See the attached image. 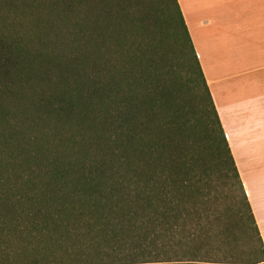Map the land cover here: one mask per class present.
<instances>
[{
  "label": "trees",
  "instance_id": "trees-1",
  "mask_svg": "<svg viewBox=\"0 0 264 264\" xmlns=\"http://www.w3.org/2000/svg\"><path fill=\"white\" fill-rule=\"evenodd\" d=\"M0 264H264L177 0H0Z\"/></svg>",
  "mask_w": 264,
  "mask_h": 264
},
{
  "label": "crops",
  "instance_id": "crops-1",
  "mask_svg": "<svg viewBox=\"0 0 264 264\" xmlns=\"http://www.w3.org/2000/svg\"><path fill=\"white\" fill-rule=\"evenodd\" d=\"M264 243V0H177Z\"/></svg>",
  "mask_w": 264,
  "mask_h": 264
},
{
  "label": "rangeland",
  "instance_id": "rangeland-1",
  "mask_svg": "<svg viewBox=\"0 0 264 264\" xmlns=\"http://www.w3.org/2000/svg\"><path fill=\"white\" fill-rule=\"evenodd\" d=\"M225 194L226 195L228 194L227 195L228 196L227 200H228V202H230L231 201V197L233 196L232 193L230 192V195H229L228 191L226 190ZM240 246L242 247V249H245L247 251L251 247L259 246V243H258V241L256 239H252L251 242H248V241H245V240H240Z\"/></svg>",
  "mask_w": 264,
  "mask_h": 264
}]
</instances>
